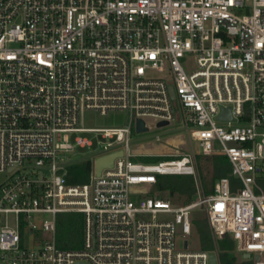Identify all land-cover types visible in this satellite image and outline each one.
Returning a JSON list of instances; mask_svg holds the SVG:
<instances>
[{
	"label": "built area",
	"instance_id": "1",
	"mask_svg": "<svg viewBox=\"0 0 264 264\" xmlns=\"http://www.w3.org/2000/svg\"><path fill=\"white\" fill-rule=\"evenodd\" d=\"M86 111L130 123L84 128ZM138 119L182 120L191 149L134 161L147 157L130 152ZM80 133L102 139L91 156L76 152L94 146L72 142ZM194 143L226 155L240 184L222 178L179 206L154 195L158 176L197 177ZM121 151L98 175L97 159ZM87 158L89 180L71 183ZM0 174V264H210L226 239L264 264V0H0ZM203 207L215 248L192 250ZM64 213L84 217L80 249L57 246ZM38 233L51 238L29 246Z\"/></svg>",
	"mask_w": 264,
	"mask_h": 264
},
{
	"label": "rangeland",
	"instance_id": "2",
	"mask_svg": "<svg viewBox=\"0 0 264 264\" xmlns=\"http://www.w3.org/2000/svg\"><path fill=\"white\" fill-rule=\"evenodd\" d=\"M130 123V115L124 112H114L109 113L108 115H101L99 113L93 111H86L81 117V126L84 128H109V127H122L127 126ZM150 124V123H149ZM160 135L161 142H158L156 136ZM76 137L88 138L94 143L93 147H76V152L81 154L83 157L91 156L94 151L97 150V141L102 140L101 137H96L92 134L80 133L77 135H73L72 142ZM191 149L189 134L185 127V124L182 120H177L172 122L168 126L155 127L150 126L148 131L143 133H138L136 130V122L133 124V131L131 135V144H130V152L135 155L145 154L147 157L155 156V157H168L174 158L176 156H180L182 153L187 152ZM194 150L197 155V170L198 174L195 178L196 186H197V199L200 197H204L207 189L212 188V170H211V156L201 155V149L199 148L197 143H194ZM90 160L91 162L94 158H87L77 163ZM134 161L137 162H150L147 160H143L142 158H136ZM158 162V161H151ZM74 163L73 165L77 164ZM93 163V162H92ZM30 170H27L29 173ZM32 174V172H30ZM7 177L6 174H0V182L3 181ZM216 184V183H215ZM215 188V185H214ZM158 193V192H157ZM157 193L154 194L156 195ZM166 199H169L174 205H184V199L178 195H174L173 197H168L167 193L163 195ZM207 197V196H206ZM45 219H49L50 216H44ZM193 220V232L191 235L186 236V240L189 241V247L192 250L201 249V235L198 231V226L196 224L197 220L203 222V224H208L210 226V222L207 215V210L205 207L197 209L192 216ZM42 221V220H41ZM40 221V222H41ZM211 227V226H210ZM36 240L34 244L29 243L31 246H38L37 240L40 242L42 239H50L51 236L45 233H38L33 236ZM57 239V235H56ZM180 234L177 238L178 248H183V241L185 240ZM221 242L218 241L219 248ZM231 251L230 257L237 260V264H255V257L248 258L246 260L244 255L239 253L236 249L229 250ZM262 260H264V254L262 255Z\"/></svg>",
	"mask_w": 264,
	"mask_h": 264
},
{
	"label": "trees",
	"instance_id": "3",
	"mask_svg": "<svg viewBox=\"0 0 264 264\" xmlns=\"http://www.w3.org/2000/svg\"><path fill=\"white\" fill-rule=\"evenodd\" d=\"M147 161H164L172 158L168 157H145ZM212 170V188L206 190L205 195L210 196L214 192V185L222 178H229L231 188L234 191L240 184L239 180L231 175L232 166L226 155L218 153L211 155ZM71 175L69 181L71 183L87 182L92 173V162L86 160L73 165L70 168ZM156 196L164 197L167 193L168 197L178 195L184 199V205L190 204L197 199V186L195 178L192 175H163L158 176L157 183L154 186ZM155 195V194H154ZM198 231L201 235V249L213 250L215 243L211 228L208 224H203L200 220L196 221ZM57 246L61 249L77 250L83 244L84 217L80 213H64L57 217ZM221 248L219 249V259L221 264H237L235 258L230 257L231 251L235 249V242L231 239L221 240Z\"/></svg>",
	"mask_w": 264,
	"mask_h": 264
},
{
	"label": "water",
	"instance_id": "4",
	"mask_svg": "<svg viewBox=\"0 0 264 264\" xmlns=\"http://www.w3.org/2000/svg\"><path fill=\"white\" fill-rule=\"evenodd\" d=\"M170 90H171L172 98L175 99L174 89L171 87ZM228 118H231L230 109H223V112L219 116V119H228ZM167 124H168V122H161L159 124V126L162 127V126H165ZM136 130L138 133H143V132L148 131V128L146 127L145 122L142 119H138L136 121ZM121 156H123L122 151L97 159V161H96L97 174L100 175L104 168L112 167L115 159L117 157H121ZM79 159H80V156L75 157V160H79ZM185 248H187V243L185 244ZM244 258H246V259L250 258V255H248V254L244 255ZM257 259H259V256H257ZM80 264H83V263H80ZM210 264H221L220 260L217 256V253L214 251L210 252Z\"/></svg>",
	"mask_w": 264,
	"mask_h": 264
}]
</instances>
